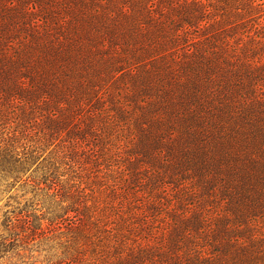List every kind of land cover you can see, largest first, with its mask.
Listing matches in <instances>:
<instances>
[{
  "label": "trees",
  "instance_id": "trees-1",
  "mask_svg": "<svg viewBox=\"0 0 264 264\" xmlns=\"http://www.w3.org/2000/svg\"><path fill=\"white\" fill-rule=\"evenodd\" d=\"M17 182L48 217L4 211L0 258L62 229L48 264H264V0H0Z\"/></svg>",
  "mask_w": 264,
  "mask_h": 264
},
{
  "label": "rangeland",
  "instance_id": "rangeland-1",
  "mask_svg": "<svg viewBox=\"0 0 264 264\" xmlns=\"http://www.w3.org/2000/svg\"><path fill=\"white\" fill-rule=\"evenodd\" d=\"M85 158V156H82ZM87 160V159H86ZM89 161V160H88ZM92 162L85 163L83 166H87V172L84 170L79 171L78 174L70 173L66 171L65 167L60 168L59 172L63 171L65 174L61 177L62 181H65L63 184L64 192L66 190H73L74 187L70 186L73 184V181L69 179H73V176L77 182L83 183V186H86V190L90 193L91 199L88 201V204H93L94 200L97 198H102L105 196L104 193L101 192L98 181L93 179V176L89 175L88 170ZM69 173V174H68ZM71 174V175H70ZM29 175L27 173L25 176ZM39 175V172L36 174ZM35 175V177H36ZM100 175V174H99ZM24 176V177H25ZM105 176L104 178H102ZM100 179L107 181L106 174H104ZM104 181V182H105ZM44 186V185H43ZM49 202V196L44 195L43 190H35L30 185L23 184L22 182H17L13 187L9 188L6 191L0 192V236H4L7 234V231L3 227L2 221V213L4 211L10 210L11 207H23L27 205L28 208L35 210L36 214H41L45 218L48 217L46 213L47 206ZM67 204V202H66ZM43 227L48 225V221L43 219L42 221ZM62 229H56V232H51L47 234V238L38 242V239L33 242H29L27 244L22 243V246H18L16 249L11 250L4 254L0 258V264H48L50 260H55L56 257L60 254L62 248L59 245V242H63V235H60L58 232ZM64 233V232H63ZM54 235H58L56 238Z\"/></svg>",
  "mask_w": 264,
  "mask_h": 264
}]
</instances>
